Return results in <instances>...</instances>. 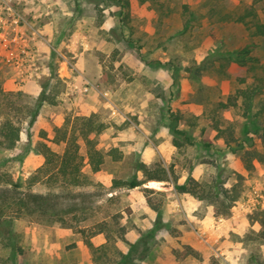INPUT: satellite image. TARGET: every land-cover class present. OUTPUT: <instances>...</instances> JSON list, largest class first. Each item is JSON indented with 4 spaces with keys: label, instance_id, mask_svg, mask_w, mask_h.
<instances>
[{
    "label": "rangeland",
    "instance_id": "374dc122",
    "mask_svg": "<svg viewBox=\"0 0 264 264\" xmlns=\"http://www.w3.org/2000/svg\"><path fill=\"white\" fill-rule=\"evenodd\" d=\"M127 2L0 0V122L20 127L16 146L0 149V170L15 196L74 207L63 217L78 229L52 213L21 215L11 226L21 251L0 243V264H264V202L251 201L255 189L264 201V160L246 165L247 151L264 154V89L254 99L258 117L216 109L240 87L229 53L258 60L250 82L264 76L255 27L264 0ZM77 116L104 126L101 170L85 165L89 183L80 187L34 182L37 144L62 154L55 130ZM162 169L166 181L145 180ZM132 179L140 184L128 186Z\"/></svg>",
    "mask_w": 264,
    "mask_h": 264
},
{
    "label": "trees",
    "instance_id": "16d2710c",
    "mask_svg": "<svg viewBox=\"0 0 264 264\" xmlns=\"http://www.w3.org/2000/svg\"><path fill=\"white\" fill-rule=\"evenodd\" d=\"M125 3L128 4L127 0ZM187 7L185 6V9ZM193 14H190L192 17ZM189 21L185 27L188 26ZM250 23V22H246ZM252 25V24H251ZM256 33L264 37V23H256ZM235 63L233 76L238 86L235 92L228 96L226 101L219 102L216 109L228 110L237 108L242 112L245 118L258 117L257 112L252 114L254 108V99L262 94L264 89V76L254 77L253 81L248 80V73L254 70L257 59H254L247 50L235 51L229 53ZM44 91L37 97L35 104L28 110L31 111L29 126H32L36 121L39 114L41 105L45 101ZM263 104L259 110L263 108ZM104 129L103 124L97 122L92 116H77L71 122H65L61 127L56 128L55 135L52 142L55 144H64V151L62 154H58L53 151L50 146L44 142H39L36 146L37 152L43 157V164L38 168L37 174L34 177V182L42 180L43 177H50L54 182H62L65 185L80 187L89 183L87 175L83 172L85 165H88L91 173H97L101 170L102 165L105 162V155L98 147L99 140L98 135ZM259 129V128H258ZM257 131V129L255 130ZM177 134L186 136V140L190 141V137L182 131H176ZM249 131L245 130V135ZM20 139V127L11 119L4 118L0 122V149L12 150ZM232 141V139H231ZM81 143L84 146V154H81ZM242 147V145H240ZM239 147V148H240ZM117 153V150H112V153ZM248 164L251 166V158H256L259 161L264 160V154L257 153V151H247ZM120 157V156H118ZM162 175L160 174H147L146 181H166L167 174L162 169ZM10 176L0 170V243L5 247L10 248L11 252H20L16 243L15 233L12 231V223L16 218L27 213H36L40 216L47 214H53L58 221L63 224V227L74 228L72 224H66V220L63 215L74 211V207L63 212L59 210L58 206L49 197L31 193H25L21 197H17L14 194L16 187L8 188L11 186ZM123 182H119L122 184ZM140 183L136 179H132L127 185L130 187H136ZM12 187V186H11ZM179 189L184 190L182 187ZM197 198L203 199V196ZM7 210L11 212L7 213ZM98 227V226H97ZM99 228V227H98ZM86 229V228H84ZM82 233L84 230L80 229ZM102 228L92 232V235L102 233ZM259 237L264 241V213L261 219V230ZM87 246L94 249L91 242L85 240ZM124 256V255H123Z\"/></svg>",
    "mask_w": 264,
    "mask_h": 264
},
{
    "label": "built area",
    "instance_id": "2783aa9c",
    "mask_svg": "<svg viewBox=\"0 0 264 264\" xmlns=\"http://www.w3.org/2000/svg\"><path fill=\"white\" fill-rule=\"evenodd\" d=\"M88 89H89V85H87V86L85 87V91H88ZM251 197H252V200H251V201L259 202V200H260L262 203L264 202V201L262 200V199H263L262 193L259 192V191L256 190V189L252 191V195H251Z\"/></svg>",
    "mask_w": 264,
    "mask_h": 264
},
{
    "label": "bare ground",
    "instance_id": "6f19581e",
    "mask_svg": "<svg viewBox=\"0 0 264 264\" xmlns=\"http://www.w3.org/2000/svg\"><path fill=\"white\" fill-rule=\"evenodd\" d=\"M151 184H152L153 186H156V185H157V183H154V182H151Z\"/></svg>",
    "mask_w": 264,
    "mask_h": 264
},
{
    "label": "crops",
    "instance_id": "0c3cea01",
    "mask_svg": "<svg viewBox=\"0 0 264 264\" xmlns=\"http://www.w3.org/2000/svg\"><path fill=\"white\" fill-rule=\"evenodd\" d=\"M88 83H91V81L90 80H86Z\"/></svg>",
    "mask_w": 264,
    "mask_h": 264
}]
</instances>
